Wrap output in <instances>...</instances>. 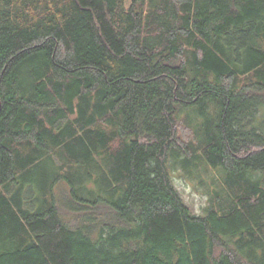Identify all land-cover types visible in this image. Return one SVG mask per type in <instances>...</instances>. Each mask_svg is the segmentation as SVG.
I'll use <instances>...</instances> for the list:
<instances>
[{"label": "trees", "instance_id": "1", "mask_svg": "<svg viewBox=\"0 0 264 264\" xmlns=\"http://www.w3.org/2000/svg\"><path fill=\"white\" fill-rule=\"evenodd\" d=\"M0 264H264V0H0Z\"/></svg>", "mask_w": 264, "mask_h": 264}, {"label": "rangeland", "instance_id": "2", "mask_svg": "<svg viewBox=\"0 0 264 264\" xmlns=\"http://www.w3.org/2000/svg\"><path fill=\"white\" fill-rule=\"evenodd\" d=\"M197 114V113H196ZM196 114H193L192 119L199 123L201 119L197 117ZM196 124V123H195ZM184 133H187L184 130ZM183 133V134H184ZM201 172V171H200ZM218 177L216 173L213 171L209 172H201L197 178H184L182 177V171L180 168L176 169L173 173L174 184L179 190L181 196L183 197L186 204L192 209V211L196 214H202L205 211V208L209 205L210 195L209 188L206 182L208 177ZM213 187V186H212Z\"/></svg>", "mask_w": 264, "mask_h": 264}]
</instances>
